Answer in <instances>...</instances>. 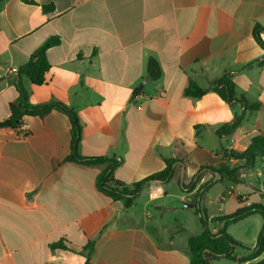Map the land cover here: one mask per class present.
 Masks as SVG:
<instances>
[{"label": "crops", "instance_id": "crops-1", "mask_svg": "<svg viewBox=\"0 0 264 264\" xmlns=\"http://www.w3.org/2000/svg\"><path fill=\"white\" fill-rule=\"evenodd\" d=\"M32 1L37 4L3 0L0 8V122L19 98L17 71L59 37L47 53L46 83L25 84L33 106L60 103L76 112L80 155L119 157L114 174L129 187L163 171L167 159L180 162L168 183L146 184L125 209L98 189L106 165L66 161L73 136L65 113L26 116L31 131L25 138L2 129L0 264H85L89 243L91 264H190L188 238L202 227L190 230L180 217L179 202L189 210L184 205L195 193L181 185L202 169L197 188L213 182L205 193L214 206V214L206 211L209 220L264 204V159L244 168L239 183L213 172L224 151L243 152L264 136V49L254 36L255 27L264 26V0ZM48 4L54 10L46 13L42 5ZM260 35L264 42V31ZM150 58L161 76L144 85ZM224 76L259 108L224 100L214 90ZM190 79L209 91L199 99L185 96ZM244 112L241 124L224 135L223 127ZM263 223L255 214L228 227L244 247L237 257L251 253ZM239 224L241 231L232 232ZM61 241L67 249H52ZM263 260L264 253L252 263ZM212 264L249 263L221 258Z\"/></svg>", "mask_w": 264, "mask_h": 264}, {"label": "trees", "instance_id": "trees-1", "mask_svg": "<svg viewBox=\"0 0 264 264\" xmlns=\"http://www.w3.org/2000/svg\"><path fill=\"white\" fill-rule=\"evenodd\" d=\"M3 0H0V8ZM28 4H37L32 0H24ZM44 12H52L54 10L53 4L42 5ZM264 31V26L257 25L254 30V36L260 46L264 49V42L261 38V32ZM60 44L59 37H51L31 56L28 62L17 71L15 86L19 93V98L10 106V116L4 122H0V131L4 128L16 129L23 123L26 116L45 117L53 110H58L65 113L72 124V150L66 158V161L82 164L85 166L106 165V170L97 177V186L100 192L104 193L115 202H122L125 209H130L136 199L140 196L144 186L150 182L168 183L174 176L175 166L180 161L176 159L165 160L166 167L163 171L155 173L135 184L131 187L127 186L122 181L115 177L116 169L121 165L122 161L119 157H84L78 151L79 143L82 137V127L79 122L76 112L60 103H51L44 106H33L29 101V92L26 88L25 80L29 79L33 85L41 86L46 83L48 73L50 70V63L48 60V50ZM148 73L154 78L158 79L161 76V69L158 62L154 58H150L147 64ZM214 90L227 102L232 105L241 104L245 108L257 110L258 104L249 105L244 96L239 97L236 90L235 83L230 77H222L214 87ZM209 89H203L190 79L187 88L185 89V96L199 99L202 98ZM140 94V90L135 91V95ZM243 115L236 117L231 125L224 126L222 133L224 135L231 134L244 119ZM230 158H236L243 162L241 166H231L229 164ZM264 159V136L258 135L252 139L250 146L243 152L224 151L222 156V164L217 170L213 172L220 174L222 179L229 180L234 183H239L241 178V169L254 168L259 160ZM200 170L189 184L183 183L181 189L184 193H194L191 205L188 207L193 210L199 217L202 232L199 235L190 236L188 238V248L191 254L190 264H212L213 261L221 258L230 259L238 263L262 264L263 261L252 263L264 253V223L258 235L257 243L251 250V253L245 257H237L235 252L238 248L244 247L232 238L227 229L229 226L237 224L238 222L248 218L252 215L259 214L264 220V204H251L243 206L231 214L221 215L212 220H209L206 210L202 207V199L207 191L213 186V182L209 181L202 184L199 188L198 180ZM238 201L243 203L241 197ZM217 224V232H214L211 225ZM52 249L63 248L67 246L61 241L53 244ZM93 243H89L84 249L86 254L85 264H91V253L93 251Z\"/></svg>", "mask_w": 264, "mask_h": 264}, {"label": "rangeland", "instance_id": "rangeland-1", "mask_svg": "<svg viewBox=\"0 0 264 264\" xmlns=\"http://www.w3.org/2000/svg\"><path fill=\"white\" fill-rule=\"evenodd\" d=\"M210 195H212V194H210ZM210 195H205V201L203 202V205L206 208V211H208L209 215H212V214H214V209H213L214 206L209 204V200H211V198H210L211 196ZM182 205H183V203L179 202V206H180L179 209L181 211L179 215L185 221V224L190 228V230H194V229L197 228L198 224H196V223H199V226L201 228L202 226H201L199 217L195 214V212L193 210H191V209H189V210L183 209ZM259 218H260V216H259ZM211 226L213 228V225H211ZM231 231L232 232L233 231H241L240 224L237 225V226H233L231 228ZM238 251L239 250H237V253H238Z\"/></svg>", "mask_w": 264, "mask_h": 264}, {"label": "built area", "instance_id": "built-area-1", "mask_svg": "<svg viewBox=\"0 0 264 264\" xmlns=\"http://www.w3.org/2000/svg\"><path fill=\"white\" fill-rule=\"evenodd\" d=\"M16 131L18 132V135H19L20 138H25V137H27L30 134L31 126L29 124H26V123L23 122V123H21L19 125L18 128H16ZM228 161H229V164H234V166H241V165H238V164L240 162H242V161H240V160H238L236 158H230ZM240 173H241V177H242L243 174H244L243 173V169H241ZM184 207L188 208L189 205L186 203L184 205Z\"/></svg>", "mask_w": 264, "mask_h": 264}, {"label": "water", "instance_id": "water-1", "mask_svg": "<svg viewBox=\"0 0 264 264\" xmlns=\"http://www.w3.org/2000/svg\"><path fill=\"white\" fill-rule=\"evenodd\" d=\"M16 77H17V75H16ZM152 80H153V79H152V76L149 74V75L145 78L143 84H144V85H147V84L151 83Z\"/></svg>", "mask_w": 264, "mask_h": 264}]
</instances>
